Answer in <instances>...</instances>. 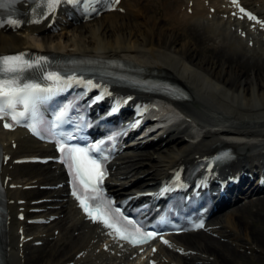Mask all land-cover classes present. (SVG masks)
Segmentation results:
<instances>
[{
	"label": "bare ground",
	"instance_id": "bare-ground-1",
	"mask_svg": "<svg viewBox=\"0 0 264 264\" xmlns=\"http://www.w3.org/2000/svg\"><path fill=\"white\" fill-rule=\"evenodd\" d=\"M67 9L63 4L38 22H5L0 53L124 62L140 79L170 78L186 91L178 110L144 91H107L106 101L122 94L144 104L151 115L144 130L157 128L112 159L109 191L124 196L179 180L219 147H229L234 158L217 173L205 171L216 202L228 198L218 179L239 177L240 188L248 182L240 179L244 172L255 174L252 188L264 180V0H117L112 10L78 24L64 20ZM0 153L4 264H235L250 252L264 255V235L255 230L264 232V195L240 193L200 231L133 247L83 220L50 159L21 162L54 156L49 145L22 129L5 131L0 122Z\"/></svg>",
	"mask_w": 264,
	"mask_h": 264
},
{
	"label": "rangeland",
	"instance_id": "rangeland-1",
	"mask_svg": "<svg viewBox=\"0 0 264 264\" xmlns=\"http://www.w3.org/2000/svg\"><path fill=\"white\" fill-rule=\"evenodd\" d=\"M152 13V12H151ZM236 64H237V61H236ZM263 66H264V64H263ZM245 71V69H242V72H244ZM261 194H263L264 195V193H261ZM220 214V213H219ZM248 216V215H247ZM219 217V216H218ZM245 216H243L242 218H244ZM262 221V220H261ZM264 222V221H263ZM263 222H259L258 223V225H261ZM255 230L257 231V232H260L261 233V235H264V232L263 231H260V230H257V228H255ZM245 259H244V261H242L243 263H241V262H238V263H235V264H250V261L251 262H254L255 264H264V255H261L260 256V254H256V252L255 253H253V252H250V254H246L245 255Z\"/></svg>",
	"mask_w": 264,
	"mask_h": 264
}]
</instances>
